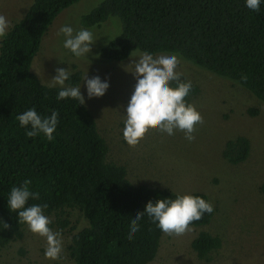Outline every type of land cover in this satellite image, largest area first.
<instances>
[{"label": "trees", "instance_id": "16d2710c", "mask_svg": "<svg viewBox=\"0 0 264 264\" xmlns=\"http://www.w3.org/2000/svg\"><path fill=\"white\" fill-rule=\"evenodd\" d=\"M80 1L34 0L0 39V252L24 238L26 224L18 223L7 197L12 186L30 179V189L40 198L28 204H47L44 214L55 220L54 226L75 231L73 216L87 221L67 247L72 264H150L164 233L144 216L129 239L130 215L143 211L149 200L175 198L176 193L132 184L126 168L110 159L109 145L89 108L75 99L58 101V87L43 84L31 71L51 25ZM111 17L120 19L121 33L101 49L102 59L120 62L136 51L173 52L264 103V4L252 11L244 0H103L81 24L100 27ZM81 81L82 73L76 71L66 84ZM192 85L185 98L189 103L200 94L199 86ZM32 107L41 115L59 113L53 140L43 134L27 137L19 126L16 116ZM250 150V140L238 136L227 141L223 157L239 165ZM191 194L210 200L204 193ZM215 214L214 206L212 214L205 213L190 227L208 226ZM220 246L221 239L206 231L191 243L205 262Z\"/></svg>", "mask_w": 264, "mask_h": 264}, {"label": "rangeland", "instance_id": "374dc122", "mask_svg": "<svg viewBox=\"0 0 264 264\" xmlns=\"http://www.w3.org/2000/svg\"><path fill=\"white\" fill-rule=\"evenodd\" d=\"M102 1L81 0L64 10L44 35L31 71L48 86L57 67H68L70 74L82 73L84 104L109 145L110 159L126 168L132 184L180 194L204 193L215 206L216 214L208 226L190 227L179 236L164 233L157 257L150 264H264V103L237 84L178 57L177 70L200 88V94L191 102L203 118L196 125L195 140L189 142L179 130L169 136L150 127L136 145H128L122 135L123 112L136 81L123 66L138 57L120 62L101 58V49L121 33L120 19L111 17L100 27H84L81 20ZM33 2L0 0V15L7 18L11 27L24 17ZM65 24L95 34L97 40L90 59L75 58L63 48L57 32ZM87 72L89 77L108 79L110 87L103 96L88 98L83 85ZM238 136L250 140L251 150L245 162L232 165L223 157V150L227 141ZM49 218V227L62 237L60 259L45 258L44 238L29 231L26 225L24 238L0 252V264H72L67 247L72 235L86 227L87 221L73 216L71 225H76L77 230L62 231ZM202 231L221 239L220 248L208 262L199 260L191 247Z\"/></svg>", "mask_w": 264, "mask_h": 264}, {"label": "clouds", "instance_id": "9594fccd", "mask_svg": "<svg viewBox=\"0 0 264 264\" xmlns=\"http://www.w3.org/2000/svg\"><path fill=\"white\" fill-rule=\"evenodd\" d=\"M262 4L264 0H244V6L252 11H259ZM9 27L7 18L0 15V38L7 35ZM57 35L62 37L63 48L73 57L90 59L92 45L97 40L91 30L74 29L70 24H65L58 29ZM130 57L138 59L123 66L136 81L123 112L122 135L125 142L130 146L136 145L150 127L169 136L179 130L184 133L186 140L194 141L196 125L202 123L203 118L197 108L185 99L190 95L193 85L190 80L182 79L183 73L177 70L180 62L178 56L173 52L154 55L145 50L135 56L130 54ZM55 73L49 86H58L56 99L60 101L70 98L83 104L85 98L81 93L82 85L65 83L70 77L68 67H57ZM83 85L88 98L101 97L110 87L107 78L102 79L99 75L89 77L88 72L83 77ZM16 120L25 129L27 137L43 134L51 141L57 129L59 113L53 110L50 115H41L32 107L18 114ZM30 185L31 180L26 179L21 185L12 186L7 197V207L17 214L18 223L26 224L29 231L44 238L45 258L58 260L63 250L61 234L49 227L51 220L44 214L47 204H28L29 199L40 198L39 192L32 191ZM213 212L211 201L199 195L176 193L175 198L149 200L143 211L130 215L127 236L131 239L139 230V222L144 216L150 218L163 233L179 236L190 230L193 221L200 220L205 213Z\"/></svg>", "mask_w": 264, "mask_h": 264}]
</instances>
